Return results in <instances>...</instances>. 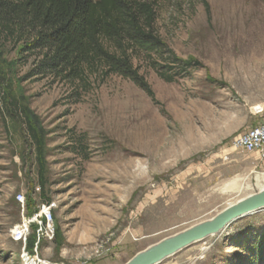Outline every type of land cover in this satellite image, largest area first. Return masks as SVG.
<instances>
[{"label":"rangeland","instance_id":"374dc122","mask_svg":"<svg viewBox=\"0 0 264 264\" xmlns=\"http://www.w3.org/2000/svg\"><path fill=\"white\" fill-rule=\"evenodd\" d=\"M207 2L211 18L201 0H158L161 38L194 66L166 82L136 59L155 102L117 75L89 90L32 77L38 59L0 35V264H22L11 231L49 200L56 233L41 258L126 264L264 189L257 156L230 149L264 111V0ZM27 108L46 134L43 179ZM263 240L264 211L161 264H256Z\"/></svg>","mask_w":264,"mask_h":264},{"label":"trees","instance_id":"16d2710c","mask_svg":"<svg viewBox=\"0 0 264 264\" xmlns=\"http://www.w3.org/2000/svg\"><path fill=\"white\" fill-rule=\"evenodd\" d=\"M201 1L211 18L209 3ZM158 16V0H0V35L38 59L32 77H54L73 89L89 90L96 74L117 75L155 102L136 59L166 82L178 76L172 73L178 71V65L180 75L194 66L163 41L157 29ZM21 116L36 147L43 179L45 131L28 108ZM261 244L256 264H264V240Z\"/></svg>","mask_w":264,"mask_h":264},{"label":"water","instance_id":"95a60500","mask_svg":"<svg viewBox=\"0 0 264 264\" xmlns=\"http://www.w3.org/2000/svg\"><path fill=\"white\" fill-rule=\"evenodd\" d=\"M264 211V189L230 204L209 221L195 225L139 252L126 264H161L167 258L209 237L219 235L232 224Z\"/></svg>","mask_w":264,"mask_h":264},{"label":"built area","instance_id":"2783aa9c","mask_svg":"<svg viewBox=\"0 0 264 264\" xmlns=\"http://www.w3.org/2000/svg\"><path fill=\"white\" fill-rule=\"evenodd\" d=\"M230 149L246 154H256L264 161V120L257 126L239 134L233 139ZM18 200L24 203V195H19ZM57 205L53 202L43 204L38 215L24 219L23 222L14 227L11 236L16 243L23 244L22 264H65L63 262H50L40 257L39 248L42 242H53L55 239V222L53 213ZM36 238L33 253L26 250L29 237Z\"/></svg>","mask_w":264,"mask_h":264},{"label":"crops","instance_id":"0c3cea01","mask_svg":"<svg viewBox=\"0 0 264 264\" xmlns=\"http://www.w3.org/2000/svg\"><path fill=\"white\" fill-rule=\"evenodd\" d=\"M253 116H258L257 118H258V124L257 125H259L263 120H264V111H262V110H257V111H254L253 113ZM256 155V154H255ZM257 156V158L259 159V157H258V155H256ZM260 160V159H259ZM259 165H263L264 166V161H261L260 160V163H259Z\"/></svg>","mask_w":264,"mask_h":264},{"label":"bare ground","instance_id":"6f19581e","mask_svg":"<svg viewBox=\"0 0 264 264\" xmlns=\"http://www.w3.org/2000/svg\"><path fill=\"white\" fill-rule=\"evenodd\" d=\"M264 177V176H263ZM234 188V187H233ZM206 251V249H203V252H205Z\"/></svg>","mask_w":264,"mask_h":264}]
</instances>
